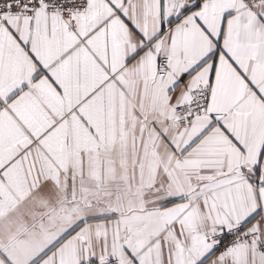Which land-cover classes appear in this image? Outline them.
<instances>
[{"label":"snow or ice","instance_id":"snow-or-ice-1","mask_svg":"<svg viewBox=\"0 0 264 264\" xmlns=\"http://www.w3.org/2000/svg\"><path fill=\"white\" fill-rule=\"evenodd\" d=\"M0 264H264V0H0Z\"/></svg>","mask_w":264,"mask_h":264}]
</instances>
